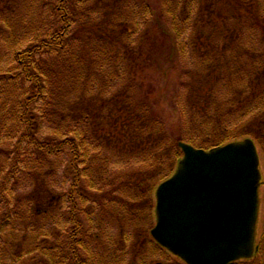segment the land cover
<instances>
[{"label":"rangeland","instance_id":"1","mask_svg":"<svg viewBox=\"0 0 264 264\" xmlns=\"http://www.w3.org/2000/svg\"><path fill=\"white\" fill-rule=\"evenodd\" d=\"M217 1L220 4H217L216 7L203 0H193L192 6L196 11L199 10L196 19H199L203 12H205L204 15H211L212 12L216 22L214 20L207 21L205 18H201L200 21L208 24L218 23V29L225 31L227 38H221L216 31L208 37L203 36L200 32L197 38L188 33L179 42V45L184 46L185 49L180 50L179 48V50L173 51L171 46L163 43L162 37L158 35L159 32L155 30V25L140 28V33L143 29L145 30V37L138 34L137 23L145 15L143 10L142 14L140 11L138 14L139 7L136 3L141 5L142 2H148L153 7L160 0H77L79 4L75 3L76 9L69 8L71 14L73 11L74 23L73 28L69 31L68 50L64 52L65 49H63L58 55L55 54L61 66L53 63V56L45 55L44 57L46 64L43 68L46 71V82L49 78L52 79L50 82L53 83L50 88L54 94L51 102L48 99L38 105L39 116L41 115L42 118V115L48 114L47 118L49 115L53 117L51 109L53 112L54 109L62 111L66 116L61 123L62 128L59 130L58 125L53 123L51 118L50 121L44 122L42 129L37 134L38 138L56 141L59 137L62 139L72 136V129L77 128L79 131L83 129L80 123L85 118L88 121L93 120V123L102 117L104 122L102 127L99 125L102 120L92 125L96 140L94 146L98 147L102 155L93 165L92 181H90L92 187H84L82 193L81 190H76L74 197L77 204L76 212L84 228L85 244L96 249L94 258L89 259L85 249L80 247L79 254L89 264H104L106 257H110L107 264H155L157 262L184 264L165 249H160L153 240L150 231L143 233L140 227L127 228L123 226V228L111 219L104 217L103 207L110 209L120 205L127 212L128 209L123 200H129L132 205L131 211L144 212V208L140 209L144 204L139 201V195L133 192V194L128 193L127 188L116 185L133 182L134 180L130 176L134 177L137 172H144L145 165H140L133 156L129 155L128 158L124 154L131 149L128 141L125 142L124 136L120 137L119 135L113 140L106 139V136L109 135V119H114L111 118L112 114L110 115V113L115 110H117L116 113L126 112L132 107V104L119 103L105 108L103 113L107 118L102 116L100 109L107 104L105 100L108 97L125 85V80H128L129 75L131 78L135 77H133L134 81L136 79L138 82L145 80L147 83H153L154 88H158V86L163 88L167 85L169 90L172 88L173 95L178 90H188L191 103L196 99L199 102L202 101L205 95L202 93V89L206 93L209 83L216 85L215 81L209 82L210 80L205 77L202 79V76L196 73L199 68L197 60L199 61V58L202 57L201 53L204 54L205 49L211 55H217L218 49L221 51L225 46L227 48V64L230 62L233 66V62H242L256 69L255 66L264 64V25L263 28L258 25V20L264 18V0H243L241 5L233 4L232 0ZM203 2L205 3L202 5ZM55 4L54 0H0V11L5 10L4 13H0V24L5 22V25L11 27V29L3 28L5 32L9 31V36L4 35L0 39L10 42L12 44L10 47L13 46L14 50H23L32 45L40 36L52 33L59 28ZM222 6L223 11L227 10L223 12V18L222 15L220 16V9H218ZM146 16L148 17V15ZM155 16L157 15L154 13L153 21H155ZM226 18L228 20L224 22ZM126 23H129L130 26L128 30L123 29ZM196 29L199 32L201 25H197ZM147 30L155 31L157 35L146 34ZM139 37H143V45L147 49H151L149 54L139 49L137 43ZM194 39L204 41L203 50H200L196 43H190ZM148 40H152L153 43L158 40L159 43L151 45ZM101 43L104 45L103 50ZM2 50L0 49V120L6 119L8 128L6 137L3 134L0 136V190L6 189L3 196L0 197V225L4 221L8 223L2 231V235L6 239H3L2 243L0 241V262L5 264H48L47 259L39 251L31 252L26 249L27 246L29 247L31 238L28 234L33 233L35 225L38 227L37 235H40L37 241L41 240L42 232L49 233L52 237L56 234L61 245H64L62 253L65 255V260L62 264H75L71 257L69 258V249L65 247V243L68 245L71 243L69 233L72 228V223L68 218L71 209L68 196L73 180L68 167L71 159L68 148L60 155L50 156L45 165H42L40 171L37 172V178L31 177L30 170H34V166L27 162L21 164L19 168L12 167L14 164L8 163L7 156L11 155L10 158H13L12 155L15 152L12 146L22 133L17 130L19 125H15L13 120H16L14 115L25 99L24 94L28 84L21 80L15 82V79L10 78L11 75H7L9 72L15 74L16 63L12 58V51L9 54H2ZM235 50L239 52L235 53ZM62 52H64V56ZM223 54L219 53V56ZM79 57H82L81 61ZM208 61L211 60L208 59ZM40 62H43V58L40 59ZM222 62L220 61V63ZM164 70H168L167 72L171 74L168 80L160 74ZM113 72L117 73L115 77ZM189 73L193 78L196 77L192 82L187 77ZM66 74L68 79L63 82L62 89L64 98L58 91L59 85H56V80L59 75L65 79ZM215 77L213 74L212 78ZM187 83L189 84L187 85ZM85 86L89 87L88 92L83 89ZM190 86L191 89H189ZM155 92L151 94L152 100H149V105L157 112L164 114V111L170 123L174 125L180 123L181 117L172 105H168V100L160 101V104L156 103ZM60 99L63 102L62 106L59 104ZM157 105H162L163 111ZM185 105V108L189 107L191 112L195 111L194 104ZM122 115L125 114L122 113ZM72 118H75V121H72ZM254 119H257V122L254 123L253 130L261 136L260 138H264V111L259 117H257V113L253 114L251 121ZM58 132L61 135L58 136L56 134ZM101 138L104 139L101 140ZM259 154L260 169L264 179V143L261 140H259ZM28 165L31 169L26 172ZM85 178H82L83 182ZM260 191L263 199V218L259 231L261 248L256 255L255 264H262L261 259L264 258V184L260 187ZM85 209L93 211L92 217L97 220L95 223L91 222V219L89 222L86 221L85 213L82 212ZM152 209L155 213V208ZM96 212L100 214L99 219ZM100 219H102V223ZM155 223L154 218L153 221H148L147 225L152 228ZM27 224L31 225L32 230L30 227H25ZM9 229L15 231L16 245L24 243L25 249L17 247V254L24 251L22 258H16L13 251L15 248H12L11 242L8 241L10 233L7 234L6 231ZM122 229L124 231L121 234ZM145 229H143L144 232ZM120 236L124 240L123 244L119 241ZM105 240L112 248L106 253H100L98 248H101ZM31 243L34 244L33 239ZM85 244L84 247H86Z\"/></svg>","mask_w":264,"mask_h":264},{"label":"trees","instance_id":"2","mask_svg":"<svg viewBox=\"0 0 264 264\" xmlns=\"http://www.w3.org/2000/svg\"><path fill=\"white\" fill-rule=\"evenodd\" d=\"M54 1L56 2L55 13L59 26L58 29L47 35L40 36L32 45L23 50H14L13 46L10 47L12 45L10 42L0 39V49H3L1 51L2 54H9L12 51L11 55L16 63V68L14 69L15 74L13 75L9 72L7 75H11L10 78L15 79V82L21 80L28 84L24 94L25 99L20 104L16 115H14L16 120H13L15 125H19L17 130L22 131V133L19 135L18 141L12 146V149L14 148L15 152L13 154V151H11L13 158H10V155L7 156V159H9L8 163L14 164L12 167L19 168L24 162L34 166V170H30L32 173L31 177L37 178V172L40 171L42 165H45L46 160H49L50 156L60 155L66 150V148H68L71 158L68 167L73 179L71 186L72 189L68 196L69 201L71 202V209L68 218L72 223V228L69 233L71 243L69 242V245L65 243V247L69 249V258L71 257L75 264H89L86 260L82 259L79 254L80 247L82 246L85 249L89 255V259L92 257L94 258L96 249L94 251L93 248V251H91L92 248L85 244V237L83 235L84 228L82 222L78 218L79 215L76 212L77 204L74 197L76 190H81L82 193L84 187H92L90 181H92L91 174L93 172L92 169L94 168L93 165L95 164V161H98L102 156L98 147L94 146L96 140L94 139L95 131L92 125L102 120L101 123H99L102 127V124L104 123L103 118L99 117L93 123V120L88 121L87 118L82 119L80 125L83 126L84 131L83 129L79 131V129L74 128L71 130L72 136L62 139L59 137L56 141H50L47 139L41 140L37 135L39 130L42 129V124L48 122L50 118L53 123L58 125V130L61 129V123L63 122L64 116H66L62 111L54 109L55 111L53 112V109H51L53 117L49 115L47 118L48 114H46L42 115L41 118V115L39 116L40 111H38V109L40 110L38 105L44 100L48 101V99L51 102L54 94L50 88L53 83L50 82L52 79L49 78L48 82H46V71L43 68L46 64L44 57L45 55L53 56V63H57L61 66L56 55H58L63 49H65L64 52L68 50L67 41L69 31L73 28L74 23L73 11L71 14L69 8L71 7L74 10L76 9L75 3L79 4L77 0ZM192 1L193 0H160L161 3L159 2L157 5H153V7L148 2H142L141 5L136 3L139 7L137 10L138 14L139 11L140 14H142L143 10L145 15L143 19H140L141 21L139 20L137 23L138 34L145 37V30L143 29L140 33V28L143 26L148 27L155 25V30L159 32L158 35L162 37L163 43L171 46L173 51L179 50V48L180 50L185 49L184 46L181 47L179 45V42L180 39L188 33H191L194 38H197V35L200 34V32L203 36L208 37L216 31L221 38H227L225 31H220L218 29V23L208 24L202 20L200 21L201 18H205L207 21L214 20V22H216L213 18L214 14L212 12L211 15H204L205 12H203L201 14L202 16H200L199 19H196V14L199 13V10L196 11V9L193 8ZM203 1L209 3V5H213V7L220 4L217 0ZM232 1L233 4L237 3L238 5L243 3V0ZM204 3L205 2H203L202 5ZM218 9H220L219 11L221 13H219L223 18V12L227 10L223 11V6ZM232 9L234 10V8ZM3 11L5 10L0 11V13ZM130 12H132L131 9ZM154 13L157 15L155 16V21H153ZM146 15H148V17ZM226 20H228V18L224 19V22ZM197 25H201L199 32L196 29ZM258 25H260V28H263L264 18L258 20ZM128 27H130L129 23H126L123 29L128 30ZM3 28L11 29V27L5 25V22L0 24V37L8 35L9 31L5 32ZM146 34L157 35L155 31L151 32L149 30H147ZM143 37H139L137 41L138 47L140 50L144 51V53L149 54L151 49H147L146 46L143 45ZM151 41L152 40H148L152 45L153 41ZM154 43H159V41L155 40ZM190 43H196L200 50H203L204 41L201 42L198 39H194ZM102 48H104V45L101 43V49ZM108 50H110L109 47ZM218 51L217 55H211L205 49L204 54L203 52L201 53L202 57L199 58V61L197 60L199 68L196 73L201 75L202 79L205 77L210 80L209 82L215 81L216 83L215 85L207 82L209 83L207 87L208 90L205 93L202 89V93L205 95L200 102L196 99L191 103L188 90H178L177 93L175 92L173 95L172 88L169 90L167 85L163 88L161 86L154 88L153 83H147L145 80L138 82L136 79L134 81L135 77L132 76L131 78L130 75L128 80H125V85L105 100L107 101V104L100 109L102 116L105 118H107L103 113L105 108L119 103L125 105L132 104V107L126 112L120 111L116 113L117 110H115L110 113V115L112 114L111 118L114 119H109V135L106 136V139L113 140L114 137H119V135L120 137L124 136L125 142L127 140L131 146V149L124 154L128 156V158L129 155H131V157L133 156L140 165H145L144 172H137L134 177L133 175L130 176L131 179L134 180L133 182L129 181L127 183H119L116 185H121L122 187L127 188L128 193L139 195V201L144 204H141L142 206L140 209L144 208V212L135 213L131 211L132 205L129 203V200H123L128 209L127 212H125L120 205L110 209L103 207L105 218L111 219L122 227H140L143 233L150 231L151 227L147 225V222H151L155 218V213L152 209L155 208V190L161 182L173 174L179 160L182 158L183 151L179 145L180 142H187L195 147L206 149L246 137H251L255 139L256 142L261 140V142L264 143V138H260L261 136L257 135L253 130V125H255L254 123L257 122V119L259 118L251 121L253 114L255 115L257 113V117H259L264 111V64L255 66L256 69L251 68L249 64H243L242 62H233V66L230 62L227 64V48L224 46L221 51L219 49ZM64 52H62L63 56ZM238 52V50H235V53ZM219 53L224 54L219 56ZM224 55H226V57H224ZM67 57L70 58L69 55H67ZM41 58H43V62H40ZM81 58L82 57H79L80 61ZM208 59L211 61L209 62ZM220 61L223 62L220 63ZM167 71L164 70L160 74L168 80L171 74ZM112 74L115 77L117 73L113 72ZM213 74H215V78H212ZM187 77L188 79H191V82L196 78H193L190 73ZM67 79L66 74L65 79L62 78V75H59L58 80H56V85H59L58 91L61 94V97L64 98V94L62 95L63 82ZM198 79L201 80V78ZM188 84L189 83H187V85ZM184 85H186V83H184ZM186 87L188 89V86ZM83 89L88 92L89 87L85 86ZM189 89H191V86ZM154 91H156L154 95L156 103L160 104V101L168 100V105H172L181 117L180 123L177 125L170 123L166 118L162 105L157 106L161 107L164 114L157 112L149 105V100H152L151 94ZM188 103L194 104L195 111L191 112L188 109L189 107L185 108V104ZM59 104L60 106L63 105L62 99L59 100ZM122 113L125 115H122ZM207 118L209 119L207 120ZM5 120H0V136L3 134L6 137L8 127L6 125L7 120ZM71 120L75 121V118H72ZM263 122L260 121V123ZM55 132L57 131L55 130ZM253 132H255V134H253ZM56 134H58V136L61 135L59 132ZM103 139L104 138H101V140ZM29 165L26 168V172L31 169ZM84 177L86 178L83 182L82 178ZM5 191L6 189L0 190V197L3 196V192ZM134 200L135 198L132 201L134 202ZM82 212L85 213L86 221L89 222L90 219L91 222L94 223L97 221L92 217V210L85 209ZM96 216L98 219L100 218L98 212H96ZM100 222L102 223V219H100ZM7 223L4 221L0 225L1 243L3 239H6L4 238L5 236L2 235V231L7 227ZM146 225L147 228L145 227ZM30 226V224H27L25 227L28 228ZM33 228V233L28 235L34 240V244L31 243L32 239L30 238L29 247L27 246L26 249L31 252L39 251L41 255L47 259L48 264H62L65 260V255L62 253L64 245H61V241L57 239V235L55 234L52 237L51 234L42 232L41 240L37 241L40 236L37 235L38 227L34 225ZM30 229L32 230V227H30ZM143 229H145V232ZM10 230L11 229L6 231L7 234L10 233L8 241L11 242L12 248H15L13 251L15 252L16 258H22L24 251L17 254V247L20 246L21 248H24V243H22V245H16L14 236L15 231ZM123 231L124 229H122L120 233L122 234ZM119 241L121 244L124 243L121 236L119 237ZM84 244L86 247H84ZM157 246L160 247L159 245ZM111 248L112 247H110L107 240H105L101 248L98 249L100 253H106V251ZM160 249L162 248L160 247ZM109 259L110 257H106V263L104 264H107ZM0 264L5 263L0 262Z\"/></svg>","mask_w":264,"mask_h":264},{"label":"water","instance_id":"3","mask_svg":"<svg viewBox=\"0 0 264 264\" xmlns=\"http://www.w3.org/2000/svg\"><path fill=\"white\" fill-rule=\"evenodd\" d=\"M179 145L183 157L156 190L153 238L187 264H233L251 257L262 182L254 141L210 149Z\"/></svg>","mask_w":264,"mask_h":264},{"label":"flooded vegetation","instance_id":"4","mask_svg":"<svg viewBox=\"0 0 264 264\" xmlns=\"http://www.w3.org/2000/svg\"><path fill=\"white\" fill-rule=\"evenodd\" d=\"M263 184H264V179L262 180V185ZM260 195H261V193H260ZM262 218H263V199H262V197H260V215H259L258 227H257V232H256V243H255L256 248H255L254 256L251 258H247V259L243 258V259L237 260L233 264H255L254 261L257 260L256 255L260 252V248H261V245H260L261 243L259 240L260 239L259 231H260L261 226H262ZM94 251H95V249H94ZM261 261L263 262L262 264H264V258L261 259ZM257 264H260V263H257Z\"/></svg>","mask_w":264,"mask_h":264},{"label":"bare ground","instance_id":"5","mask_svg":"<svg viewBox=\"0 0 264 264\" xmlns=\"http://www.w3.org/2000/svg\"><path fill=\"white\" fill-rule=\"evenodd\" d=\"M254 141V143H255V145H256V148H257V150H259V142H256L255 140H253ZM227 144V143H226ZM223 145H225V144H223Z\"/></svg>","mask_w":264,"mask_h":264}]
</instances>
